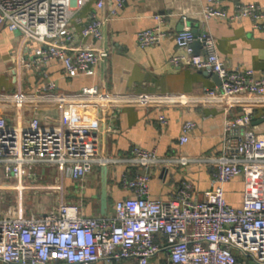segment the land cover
I'll use <instances>...</instances> for the list:
<instances>
[{"label":"built area","instance_id":"1","mask_svg":"<svg viewBox=\"0 0 264 264\" xmlns=\"http://www.w3.org/2000/svg\"><path fill=\"white\" fill-rule=\"evenodd\" d=\"M94 1L98 10L106 6V0H0V27L44 45L34 58L22 60L26 69L42 72L49 61L57 60L67 77L92 75L108 52L102 47L81 46L79 38L101 41L104 24L118 17L130 0H113L104 19L93 13L78 34L71 12ZM203 1L206 20L249 19L256 28L264 23V7L257 3H237L230 12L220 7L219 0ZM153 17L156 24L137 34L141 47L158 45L170 35L164 27L166 17ZM182 18L187 21L186 16ZM175 40L179 53L170 58L171 64L189 65L220 78L221 85L210 90L209 96L264 95V74L229 68L219 57L210 32L196 35L185 25ZM195 40L202 47L198 53ZM56 89L54 81L39 86L44 92ZM119 113L116 104L112 118H118ZM159 120L164 127L168 124L164 114ZM251 123V107L224 122L221 154L208 159L214 164L213 200H200L190 183L168 200L152 198L151 168L162 159L155 150L135 146L125 161L139 165L140 170L122 176L132 195L116 201L113 214L84 215L79 200L60 204L45 214L4 215L0 217V264H264V139L251 129ZM195 127L193 121L183 123L181 144L188 142ZM106 130L117 132L113 126ZM108 161L101 155L90 113L74 127L43 126L36 117L19 127L0 116V163L12 177H18L26 165L50 162L68 168L82 188L93 167ZM191 161L196 159H180L182 164ZM238 176L244 178L245 196L242 205L234 207L226 199L224 186Z\"/></svg>","mask_w":264,"mask_h":264},{"label":"crops","instance_id":"2","mask_svg":"<svg viewBox=\"0 0 264 264\" xmlns=\"http://www.w3.org/2000/svg\"><path fill=\"white\" fill-rule=\"evenodd\" d=\"M112 2L106 0L102 10L96 8L95 1L74 8L71 23L78 34L93 13L104 19ZM237 3H257L264 7V0H219L218 4L232 12ZM204 7L203 0H130L118 17L104 24L101 41L79 38V45L106 47L109 54L106 68L100 63L95 74L76 77L65 76L63 65L57 60L49 61L43 73L26 69L22 60L34 58L44 45L0 27V116L19 127L34 117L43 126L74 127L90 113L101 155L110 159L93 167L82 188L73 181L68 168L55 163L26 165L18 177L7 174L4 163H0V206H9L4 215L26 216V205L30 211L37 207L38 214H45L60 204L82 200L84 215L102 216L105 166L108 167L107 215L113 214L115 202L132 195L124 187L122 176L126 173L133 176L140 170L139 165L125 161L135 146L155 150L162 159L151 168L152 198L168 200L182 185L190 183L200 200L214 199L215 190L211 187L214 164L208 159L221 154L224 122L251 107L250 127L264 139V95L229 99L209 96L208 92L219 87L221 81L204 70L171 64L170 58L179 53L175 35L185 25L196 34L208 31L215 38L219 57L229 68L252 69L256 76H261L264 23L256 28L249 19L206 20L202 15ZM156 14L166 17L164 27L170 35L158 45L141 47L137 34L156 24L153 17ZM183 16L187 17L186 22ZM49 81L56 82L57 89L39 91V86ZM116 104L120 113L113 119L111 109ZM160 114L168 120L165 127L160 123ZM187 121H193L196 127L188 142L181 144L182 125ZM108 126L115 127L117 132L107 131ZM183 157L196 161L182 164ZM200 158L206 160L199 161ZM224 187L227 201L240 207L245 196L243 176L232 179Z\"/></svg>","mask_w":264,"mask_h":264},{"label":"water","instance_id":"3","mask_svg":"<svg viewBox=\"0 0 264 264\" xmlns=\"http://www.w3.org/2000/svg\"><path fill=\"white\" fill-rule=\"evenodd\" d=\"M195 34H196V32H195ZM196 35H198V34H196ZM103 36H104V34H103ZM105 40H107V36H105ZM193 46H194L195 52L198 53V50L197 49L201 47V43L199 42V40H195ZM105 50L108 52V49L106 47H105ZM108 54H109V52H108ZM107 61H108V56L105 57L103 59V61L101 62L103 68H106ZM215 78H217L218 80H220V78L217 75H215ZM102 182H103V184H102V189H101V207H100V213H101L102 216H106L107 215V210H108V190H107L108 167L107 166H105L103 168V179H102Z\"/></svg>","mask_w":264,"mask_h":264},{"label":"rangeland","instance_id":"4","mask_svg":"<svg viewBox=\"0 0 264 264\" xmlns=\"http://www.w3.org/2000/svg\"><path fill=\"white\" fill-rule=\"evenodd\" d=\"M26 198H27V196H26ZM76 201L77 200H75V202ZM38 204L41 205L39 201H38ZM47 207H49V206H47ZM8 209H9V206L8 205H2V206H0V217L4 216L5 212H7ZM26 209H27L26 212L28 213L26 216L40 215V214H38L40 212H38V209L39 208H37V207H35L33 210L30 211V207H28V205H26Z\"/></svg>","mask_w":264,"mask_h":264}]
</instances>
